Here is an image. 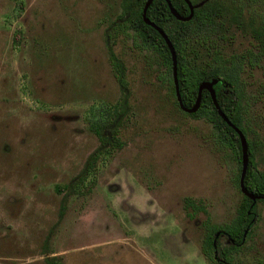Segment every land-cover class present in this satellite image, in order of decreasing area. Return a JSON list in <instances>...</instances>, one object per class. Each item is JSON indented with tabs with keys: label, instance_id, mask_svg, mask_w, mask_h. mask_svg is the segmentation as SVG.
Wrapping results in <instances>:
<instances>
[{
	"label": "rangeland",
	"instance_id": "obj_1",
	"mask_svg": "<svg viewBox=\"0 0 264 264\" xmlns=\"http://www.w3.org/2000/svg\"><path fill=\"white\" fill-rule=\"evenodd\" d=\"M245 4L264 18V0ZM120 11V0H0V264L215 263L201 242L235 215L240 168L207 120L174 104L160 55ZM224 34L226 52L258 45L232 25ZM263 70L264 55L240 72L253 140ZM122 101L101 128L119 144L102 146L89 121ZM252 159L264 168L263 151ZM254 211L229 264L264 263V198Z\"/></svg>",
	"mask_w": 264,
	"mask_h": 264
},
{
	"label": "trees",
	"instance_id": "obj_2",
	"mask_svg": "<svg viewBox=\"0 0 264 264\" xmlns=\"http://www.w3.org/2000/svg\"><path fill=\"white\" fill-rule=\"evenodd\" d=\"M144 1L120 0L121 11L118 19L120 24H126L135 32L140 42L151 46L158 52L165 72L168 74L167 81L173 91L168 49L159 33L145 24L140 16ZM189 1L196 5L192 7L191 16L187 20H178L172 16L165 0H151L145 8L144 14L147 19L161 28L173 46L177 86L181 103L184 106L192 105L199 81L216 79L212 84L216 102L228 120L241 131L245 138L246 166L242 179L243 186L253 195H264V168L258 169L252 159L255 152L261 150L264 153V137L257 140L248 138V122L244 114L248 107V98L244 93L243 82L240 78V72L246 65L252 66L264 55V18L255 17L246 8L245 2L249 0ZM169 2L179 15L188 13V8L183 0H169ZM230 25L239 29L243 34L251 36L258 45L256 47L246 46L234 52L223 51V46L218 40L225 38L224 33ZM108 57L116 82L119 88L124 90L125 80L122 65L110 50H108ZM123 103L124 101L103 109V113L100 115L101 119L98 117L89 121V127L102 141V146L106 144L114 147L119 144L115 139H112L111 135H103L101 128L104 123L109 122L110 117L117 114L116 111L120 110L118 104L122 106ZM174 104L178 107L176 100ZM183 112L207 120L214 128L217 140L232 151L240 168L239 138L236 132L217 114L205 89L200 91L197 108L193 112ZM99 149L100 147L95 151L96 154ZM93 157L94 153L89 155L81 169V174L86 173L89 169ZM259 198L261 197L255 198L252 202L250 198L241 193V200L235 215L228 222L221 225H206L201 242V249L206 257L210 259L214 248L213 233L216 230H222L232 240V244L220 247L218 243H215V247L218 250V255L224 260L230 258V250L237 249L242 243V237L250 233L253 224L252 217L255 214V202ZM219 250L221 251L219 252ZM44 262L45 264H63L56 255L45 257Z\"/></svg>",
	"mask_w": 264,
	"mask_h": 264
},
{
	"label": "water",
	"instance_id": "obj_3",
	"mask_svg": "<svg viewBox=\"0 0 264 264\" xmlns=\"http://www.w3.org/2000/svg\"><path fill=\"white\" fill-rule=\"evenodd\" d=\"M150 1L151 0H145L144 1L143 5H142V8H141L140 16H141L142 21L145 24H148L149 26L154 28L159 33V35L163 39V41H164V43H165V45H166V47L168 49V52H169V55H170V62H171V80H172V85H173V92H174V97H175V100H176V103H177L178 107L181 110L185 111V112H193L198 106L201 89H205L208 92L210 100H211V103L214 106L217 114L220 116V118L226 124H228L236 132V134H237V136L239 138V141H240L241 161H240V171H239V176H238V187H239V190L242 192V194H244L245 196L250 198L252 200V202L257 197L264 198V195H253V194H251L243 186L242 179H243L244 170H245V166H246L245 138H244L243 134L241 133V131L228 120V118L224 115V113L221 111V109L219 108V106H218V104L216 102V99H215V96H214V92H213V89H212V84L216 81V79L211 78L210 80H201V81L198 82L197 88H196V95H195L194 101H193L191 106L186 107V106H184L181 103L180 96H179V91H178V86H177L176 73H175L176 63H175V52H174L173 46L171 45V43L168 40V38L165 35V33L161 30V28H159L152 21L147 19L145 17V14H144L145 8L147 7V5L149 4ZM183 1L185 2L186 6L188 8V13L186 15H179L171 7L169 0H165L170 14L172 16H174L178 20H187L191 16L192 7L194 5H196V4H194V5L191 4V2L189 0H183ZM198 3H200V2H198Z\"/></svg>",
	"mask_w": 264,
	"mask_h": 264
},
{
	"label": "flooded vegetation",
	"instance_id": "obj_4",
	"mask_svg": "<svg viewBox=\"0 0 264 264\" xmlns=\"http://www.w3.org/2000/svg\"><path fill=\"white\" fill-rule=\"evenodd\" d=\"M262 198V197H261ZM255 200V199H254ZM253 200V201H254ZM255 215V214H254ZM253 218V221H254V219H255V217L253 216L252 217ZM223 238H222V237ZM245 236V235H244ZM244 236L242 237V241H243V239H244ZM221 240H223V243H220V241ZM212 242H214V248H213V250H212V252H211V257H210V259H211V261H213V262H215L214 264H229V262H228V260H224L222 257H220L218 254V250H217V248L215 247L216 245H215V243H219V246L220 247H223L224 245H228V244H232V240H230L229 238H228V236H226L225 235V233L222 231V230H216L214 233H213V238H212ZM224 244V245H223ZM236 250V249H235ZM235 250H230V252H229V255H230V253L232 252V251H235ZM221 250H219V252H220ZM206 256V255H205ZM209 259V258H208ZM257 264H264V263H261V262H259V263H257Z\"/></svg>",
	"mask_w": 264,
	"mask_h": 264
}]
</instances>
